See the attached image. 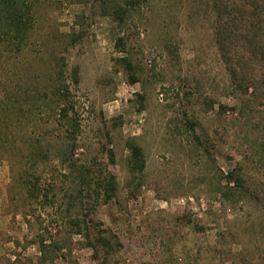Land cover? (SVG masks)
<instances>
[{
    "label": "rangeland",
    "instance_id": "rangeland-1",
    "mask_svg": "<svg viewBox=\"0 0 264 264\" xmlns=\"http://www.w3.org/2000/svg\"><path fill=\"white\" fill-rule=\"evenodd\" d=\"M244 4L150 0L125 23L95 0L38 7L0 66V264L261 260L264 26Z\"/></svg>",
    "mask_w": 264,
    "mask_h": 264
},
{
    "label": "trees",
    "instance_id": "trees-1",
    "mask_svg": "<svg viewBox=\"0 0 264 264\" xmlns=\"http://www.w3.org/2000/svg\"><path fill=\"white\" fill-rule=\"evenodd\" d=\"M148 1L150 0H95V2L99 4L102 15L110 16L119 23H125L133 11L141 8L143 4ZM54 2L55 0H0V66L5 60L6 52H9L12 56H19L31 46L32 33L38 22V7L42 5H50ZM244 7H246V9H251L253 14L255 13V15H259L258 20L261 22V26H264V0H245ZM124 61L128 62L127 59H124ZM131 77V81L134 82L136 77L133 75ZM61 90L68 92V85L63 83V85H60L58 93H56L58 95L59 110V115L57 116L59 117V122L62 123L65 119L67 121V117L70 114V102L68 98L69 95L62 93ZM74 125L79 128L77 123H74ZM71 128L72 129L70 130L73 131L72 134H75L76 128ZM13 129V126H9L7 127L8 132L5 133L4 128H0V146L6 144L3 147L4 149H7L8 145L15 142L16 134ZM56 142L60 141L56 140ZM131 146L132 154L130 158V167L133 172L142 173L146 165L143 149L135 142H133ZM49 151H51L50 148ZM58 152V155H67L66 151H61L62 153H60L59 150ZM2 156L3 155H0V158ZM81 178L85 181L83 174H81ZM228 178L229 183L232 184L231 182L234 179L233 173L228 174ZM113 179L114 176H110L107 183L108 185H106L105 188L108 198L112 197V194L117 189ZM31 193L34 194L33 192ZM41 246L46 252L51 248H55V251H57L56 249L61 248L57 243L54 245H47L44 241H42ZM242 253L243 252H239V254ZM254 264H264V253L262 254L261 260Z\"/></svg>",
    "mask_w": 264,
    "mask_h": 264
}]
</instances>
